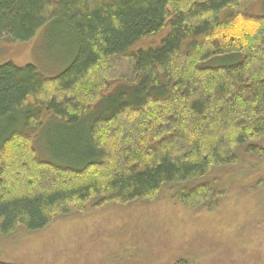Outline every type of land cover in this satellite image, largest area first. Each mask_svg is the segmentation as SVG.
Instances as JSON below:
<instances>
[{
  "label": "trees",
  "instance_id": "obj_1",
  "mask_svg": "<svg viewBox=\"0 0 264 264\" xmlns=\"http://www.w3.org/2000/svg\"><path fill=\"white\" fill-rule=\"evenodd\" d=\"M256 1L0 0V41L58 51L51 75L0 64V235L165 188L218 205L212 170L264 151Z\"/></svg>",
  "mask_w": 264,
  "mask_h": 264
},
{
  "label": "rangeland",
  "instance_id": "obj_2",
  "mask_svg": "<svg viewBox=\"0 0 264 264\" xmlns=\"http://www.w3.org/2000/svg\"><path fill=\"white\" fill-rule=\"evenodd\" d=\"M248 12L264 15V0L252 3ZM37 37L20 42L3 36L0 64L33 63L47 75L57 72L45 69L55 62L57 49L40 56L36 47L42 39ZM257 145L264 150V139ZM237 154V163L210 173L222 192L214 207L189 208L165 188L152 200L90 206L42 231L20 228L0 235V257L13 264H173L178 259L264 264V151L249 152L244 146Z\"/></svg>",
  "mask_w": 264,
  "mask_h": 264
}]
</instances>
